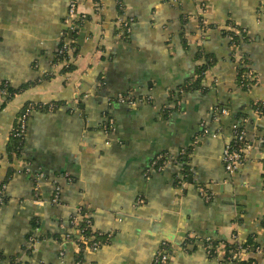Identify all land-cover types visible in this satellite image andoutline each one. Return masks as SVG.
<instances>
[{"label":"crops","instance_id":"obj_1","mask_svg":"<svg viewBox=\"0 0 264 264\" xmlns=\"http://www.w3.org/2000/svg\"><path fill=\"white\" fill-rule=\"evenodd\" d=\"M69 1L0 0V87L18 90L0 97V264H75L67 225L79 209L111 235L80 264H151L162 242L171 247L168 264L225 262L224 251L207 256L205 239L250 242L260 253L243 260L264 264V116L253 112L254 102L264 105V17L259 23L256 12L264 0H121L123 13L116 0H98V10L78 0L74 37L64 33ZM198 17L211 28L200 30ZM233 27L249 42L231 45L221 31ZM64 40L72 42L65 65L56 61ZM200 50L215 59L208 89L174 100L195 76ZM243 56L257 81L248 91L236 84ZM127 92L149 102L112 101ZM28 103L53 109L31 112L16 155L10 130ZM234 125L250 150L229 175L222 151ZM161 153L176 160L157 170L151 163Z\"/></svg>","mask_w":264,"mask_h":264},{"label":"trees","instance_id":"obj_2","mask_svg":"<svg viewBox=\"0 0 264 264\" xmlns=\"http://www.w3.org/2000/svg\"><path fill=\"white\" fill-rule=\"evenodd\" d=\"M116 1L120 2L119 4L117 3L118 4L119 13H123V7H122L121 0H116ZM263 11H264V7H258L257 10H256L258 16L261 15L260 13H264ZM81 20L82 19L78 16V21H75V26H76L78 31H79V28L81 27V23H82ZM198 26H199L200 29L211 28V26H208V25L204 26L203 25L201 17H198ZM236 31H238L239 33L237 34ZM67 32H68V28L64 31V33L67 34ZM74 32H73V34H74L73 37L75 36ZM221 33H222L223 36H228L230 38V44L233 45V46H236V47H238L242 43H248L249 42V38L247 37V33L242 28L233 27L231 30H222ZM122 39L126 40L125 37H122ZM198 58L201 59L202 62H201V64H199L198 69L195 71V76L192 79H190L185 86L180 87V89L177 90L173 94L172 97L174 98V100H177L178 98H180V96L184 92H194V91L204 92L206 89H208L209 84L207 82L205 74L208 71V69H210L213 66V64L215 62V59H214L213 56H210L209 54L205 53L203 50H200V52H198ZM63 59H65V55L64 56H59L57 54V56H56V61L57 62L63 61ZM247 63H248L247 60L243 56L238 61L237 65H236V84L238 85V87H240L244 91L250 90V88L255 84V80H256L255 79V74L252 71H251V76L254 77V80H250L249 81L248 79H246L245 76L249 72V70L245 67V64H247ZM242 64L244 65L243 67H241ZM0 89H4L5 92H6V95L4 96V99L9 98L11 95H14L15 91H18V90L11 89L8 86H1ZM175 102H177V103H176V105L174 106L173 109L178 110V107H179L178 106V101H175ZM28 104H26L24 106V108L22 109L20 115L23 114L26 111V108H27ZM33 106H34L35 110H39V111L47 110V107H45V106H41V105H33ZM39 106H41V107H39ZM263 109H264V105L261 102L256 101V102L253 103V111L254 110L263 111ZM13 126H15V125H13ZM22 140H23V138L20 139L19 137H13L12 138V142L14 144H13V146L11 148V151L14 152L16 155H17V151L16 150L18 148V144ZM163 154L167 156V153H161V155H163ZM173 159H175V158L168 154V161H173ZM177 161L178 162H183L182 155L177 157ZM183 172H184L183 173L184 175H183L182 179L185 182V181L188 180L189 172L187 171L186 168H185V170ZM178 182H179V178L176 179V184H178ZM0 191H1V188H0ZM0 197H2V202L4 204L5 203V196L1 192H0ZM76 214H77V217H78V221H77V223L75 225L72 224V220H73V218L75 216L72 217V218L70 217V219L68 221V225H67L68 226L67 227V231L68 232H67V235L69 234L68 235L69 239H71L74 242H77L81 247H84V245L81 243V240L87 241L88 244H92V243L98 242V244L101 245V246L107 245L109 243L111 235H109V233L106 234V233H103L101 231L95 230L93 228V225H92V222L90 220V217H88V214H87L86 210L79 209ZM31 227H32V229L37 228V223L34 222V221H31ZM31 237L32 236L30 234V235L27 236V239L28 240L33 239L35 241V239L31 238ZM54 237L58 238L60 240L62 239L60 234H57ZM204 244H205L206 249H208L211 252V255L207 254V256L209 258L215 257L218 254V252H216L218 247H222L220 249V251H224L223 257H225V259L226 258H231L234 253H237V252H239L242 249L247 254L251 250H253V251L256 250V249L260 250L259 248H257L256 245H253L250 242L249 243L248 242L247 243L236 242L234 244H227V243H223V242H219V241H215V240L210 239L208 241L204 240ZM166 249L171 251V247H170L169 244L166 246ZM31 250H32V248H25V253L30 255L31 254ZM229 251H231V253H228ZM81 254H82V252L79 253L76 256V261L77 262H81ZM10 264H18V263L16 262L15 258H11L10 259ZM232 264H256V261H255L254 258L248 257L247 259L242 260V261H240L238 259H234L232 261Z\"/></svg>","mask_w":264,"mask_h":264},{"label":"built area","instance_id":"obj_3","mask_svg":"<svg viewBox=\"0 0 264 264\" xmlns=\"http://www.w3.org/2000/svg\"><path fill=\"white\" fill-rule=\"evenodd\" d=\"M92 2L94 5V8L96 10H98L99 9V7H98L99 1L98 0H92ZM117 3L119 4L120 2L117 1ZM77 4H78V0H70L69 1L68 11H67V15H66V18L64 21L68 30H70L72 32L77 31V28L75 26V21H78ZM205 8H206V4L202 2L200 4V14H202L205 11ZM260 14L261 15L258 16V22L259 23H260L261 18L264 17V13H260ZM80 18L82 19L83 17L80 16ZM202 23L204 26H206L203 21H202ZM129 24H130V19L127 20L124 18V16L122 18L118 19L117 25L119 27V31H120L119 36L120 37H127L129 35V32H130V28H129L130 25ZM198 28H199V26H198ZM200 30H203V29H200ZM71 43L72 42L69 40H64L63 43L61 44V47L58 49V55L59 56H64V55L67 56L68 52L72 48ZM240 59L241 58L236 60V65ZM62 64H64V65L66 64L65 60H63ZM243 66L244 65L242 64L241 67H243ZM245 77L249 81L254 80V77L251 76V71H249ZM256 83H257V81L255 80L254 85H256ZM5 95H6L5 90L0 89V97L5 96ZM112 101L117 105H122V106H125L128 108H133L139 104L148 103L149 99L146 97H140V96L136 97L133 95V93L127 92L124 94H118L114 99H112ZM41 106H44V105H41ZM41 106H39V107H41ZM52 109H53V105L47 106L48 111H51ZM34 110H35L34 106L31 103H29L27 105L26 111L17 118L15 126H13L11 128V130H10V138L11 139L13 137H19L20 139L24 138V135L26 132V124H27L26 122L28 120L29 115ZM253 112H254V114H256V116H264V109H263V111L254 110ZM219 115H225V111L221 110ZM219 115L216 116L215 118L219 117ZM108 127H110V126H106V127H104V129H107ZM232 134H233L232 142L225 145L223 148V151H222L223 168H224V171L229 175L234 174L238 170V168L244 162L248 151L250 150V146L246 143V140H245L244 131L239 126L234 125L232 127ZM168 162H169L168 161V154H167V156L164 154L163 155L158 154L153 159L151 166L156 168L157 170H161L164 167V165L167 164ZM23 171L25 173H29L28 166H26L23 169ZM39 176L40 175H37V177H39ZM144 177L147 178V173L144 174ZM183 182H184L183 179L180 178L178 185L182 186ZM0 192L2 193V191H0ZM200 195H202V197L205 198V201L209 200V196H206L203 191L200 192ZM58 196H59V188L56 187L54 190L52 199H51V203L53 205L58 204V200H59ZM137 203L140 204V203H142V201L140 199H138ZM2 205H3L2 197H0V207H2ZM77 221H78V217L76 214L72 220V224L75 225L77 223ZM205 240L208 241L210 239H205ZM81 243L84 245V247H81L77 242H74L75 247H76L75 248L76 255H78L81 252L83 253L87 249L92 250V251H96L101 246L98 244V242L88 244V242L85 240H81ZM167 245L168 244L166 242H162L160 244L159 248L157 249V251L155 253V256H154L151 264H168L171 251L166 249ZM221 248L222 247H218L216 252H218V253L221 252L220 251ZM205 249H206V247H205ZM228 253H231V251H229ZM258 253H260V250H258ZM206 254L211 255V252L208 249H206ZM62 255H63V253L60 252L59 256L61 257ZM246 257H247V254L242 249L239 252L234 253L231 258H227L225 260V262L224 261L219 262V264H231L234 259H238V260L242 261ZM80 263L81 262H77V261L75 262V264H80Z\"/></svg>","mask_w":264,"mask_h":264}]
</instances>
